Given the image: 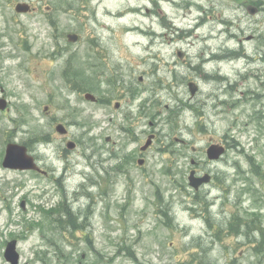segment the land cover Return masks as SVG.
Masks as SVG:
<instances>
[{
    "label": "rangeland",
    "instance_id": "rangeland-1",
    "mask_svg": "<svg viewBox=\"0 0 264 264\" xmlns=\"http://www.w3.org/2000/svg\"><path fill=\"white\" fill-rule=\"evenodd\" d=\"M18 1L0 0V96L10 107L0 109V242L19 237L22 264H264V60L227 65L238 84L215 107L210 91L225 84L186 68L176 52H191L189 43L139 10H154L156 0H25L36 7L26 13L15 10ZM128 6L137 12L108 15ZM191 9V17L203 14ZM241 15V37L260 38L247 47L264 46V0L258 14L243 7ZM186 17L173 27L195 25ZM128 24L145 32L124 31ZM210 27L206 20L199 34ZM101 38L118 54L123 46L130 71H111L97 58ZM195 42L197 53L204 40ZM86 91L106 101L88 100ZM151 133L141 165L138 150ZM11 141L27 143L50 176L5 168ZM225 141L224 156L210 160L208 145ZM193 168L212 181L195 190ZM64 200L78 223L66 222ZM0 264H8L3 246Z\"/></svg>",
    "mask_w": 264,
    "mask_h": 264
},
{
    "label": "flooded vegetation",
    "instance_id": "flooded-vegetation-1",
    "mask_svg": "<svg viewBox=\"0 0 264 264\" xmlns=\"http://www.w3.org/2000/svg\"><path fill=\"white\" fill-rule=\"evenodd\" d=\"M193 3L197 9L202 10L203 14L201 16L191 17V6ZM168 6L170 8H168ZM184 7L186 8L185 13L183 10ZM201 7L202 8H199L195 2L189 0H156L154 2V10L147 4H142L139 10L141 12H146L159 17V21L165 25V28L168 30H174V32H178V42L181 41L189 43L191 52L189 51V48H181L176 52L183 61H186L185 64L187 65V69L194 70L198 73L204 72V74L200 75L207 76L208 82L219 81L225 84L223 85L224 87H221L220 91L217 88L219 85H215L213 88L215 91L213 89L210 91L209 96L212 99L214 106L217 107L218 103L224 104L229 101L230 97L227 98L226 95H232L233 90L238 84L237 80H233L226 73H224L225 67L227 65H232L235 67L241 62L242 59L245 61L246 65H248L249 60L256 61L258 57L261 61L264 60V46H260V48L251 50L246 45V42H250L256 38H259V35L256 36V33L251 32L249 35L241 37V32H245V29L244 25L240 24L241 20L244 18L241 15L242 8L245 7L251 14H258L263 10V0H236L234 5L231 4V0H228L224 3H219L216 0H212L208 6ZM233 10L236 11V17L232 15ZM108 15L113 18H121L122 12L117 9H108ZM184 16H187L186 18H190V21H194L195 25L188 27V29L173 27L174 24H178L180 20H183ZM235 19L237 20L236 23L234 22ZM206 20L210 21V31L209 34L201 36L198 30L206 25ZM128 29L129 28H125L124 31H127ZM141 30L145 32L144 28H141ZM195 37L204 40V43L201 47H199L197 53L194 52V46L196 45ZM235 39L237 40V43L232 45L231 42ZM96 45L97 58L102 60L103 64L109 70L115 72L130 71L131 61L129 59V55L125 53L122 45H119L122 50L121 54L114 52L112 47L117 48L118 46L117 44H112L111 40L109 41V46H107L103 38L99 39V42L97 41ZM249 51L252 53H249ZM176 62L178 63V61ZM177 63H175L174 66H177ZM211 71L215 73H212ZM115 77L119 78L120 75L117 74ZM123 78L126 80V75H124ZM235 81H237V83H235ZM193 82L200 90L201 86L197 82ZM198 91L196 93H198ZM97 101L98 103H103L106 101V99L101 97L98 98ZM116 102L120 101L117 100ZM7 111L8 110H5L4 112ZM146 153L147 150L142 151L140 148L138 150V159H145ZM37 161L41 169L35 171L40 174H46L47 176H50V172L44 169L38 158ZM194 162L196 164V161ZM195 170L198 174H200L197 168ZM1 196L2 192L0 191V200ZM70 211L72 213V210ZM64 212L66 216H68V221H70L69 211L64 210ZM12 239L17 240L18 246L20 240L19 237L11 236L10 238H6L0 242V246H3L4 251L8 245V242ZM7 263L9 264V261H7ZM19 264L22 263L20 262Z\"/></svg>",
    "mask_w": 264,
    "mask_h": 264
},
{
    "label": "water",
    "instance_id": "water-1",
    "mask_svg": "<svg viewBox=\"0 0 264 264\" xmlns=\"http://www.w3.org/2000/svg\"><path fill=\"white\" fill-rule=\"evenodd\" d=\"M16 9L18 11H28L30 9V5L27 2H19L16 5ZM69 37L71 39L76 40L77 35L76 34H70ZM195 87H192V92L195 91ZM87 97L90 99H94V96L91 93L87 94ZM7 105V100L5 98H0V108H5ZM57 129L60 132H65V127L60 124L57 126ZM153 136L150 135L146 144L142 147L143 149H146L153 141ZM74 142H69V147H74ZM225 151V147L220 144H212L208 148V155L210 158H219ZM140 163H143V160H139ZM4 165L8 167L13 168H38L37 164L34 160V157L32 155H29L27 153V147L25 145H19L17 143H10L7 148V153L4 159ZM190 183L193 185L196 189L199 188V186L205 182L210 181L211 175L206 174L205 176L199 177L196 176V173L194 170H192L190 174ZM8 260H11L13 264H16L18 262V252L16 250V241H12L8 244L7 250L5 253Z\"/></svg>",
    "mask_w": 264,
    "mask_h": 264
},
{
    "label": "trees",
    "instance_id": "trees-1",
    "mask_svg": "<svg viewBox=\"0 0 264 264\" xmlns=\"http://www.w3.org/2000/svg\"><path fill=\"white\" fill-rule=\"evenodd\" d=\"M65 208H66V210H68L69 213H70V220L72 221V223H76V218L74 217V214L71 213L69 207L66 205ZM238 225H239V217L235 216V217H234V220H233V222H232V229H233V230H236V229L238 228Z\"/></svg>",
    "mask_w": 264,
    "mask_h": 264
}]
</instances>
